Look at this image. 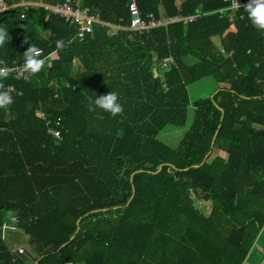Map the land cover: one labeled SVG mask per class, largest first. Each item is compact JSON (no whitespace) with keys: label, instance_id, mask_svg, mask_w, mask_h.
<instances>
[{"label":"trees","instance_id":"1","mask_svg":"<svg viewBox=\"0 0 264 264\" xmlns=\"http://www.w3.org/2000/svg\"><path fill=\"white\" fill-rule=\"evenodd\" d=\"M134 1L155 20L198 15L141 33L94 26L81 41L39 6L0 15L6 65H23L30 44L46 57L32 80L3 81L15 93L0 109V224L15 222L0 228V264H28L23 244L30 264H264V36L213 13L222 0ZM72 2L128 25L129 0ZM165 57L174 66L160 70ZM201 79L212 90L189 100ZM110 91L122 115L88 111Z\"/></svg>","mask_w":264,"mask_h":264},{"label":"built area","instance_id":"2","mask_svg":"<svg viewBox=\"0 0 264 264\" xmlns=\"http://www.w3.org/2000/svg\"><path fill=\"white\" fill-rule=\"evenodd\" d=\"M223 3H226V6L214 11L213 13H217L218 17L227 18L228 20H232L233 18H248V14L244 9V6L248 3V0H237V3L240 5L239 8H236L235 0H222ZM0 7H5L6 10L20 7L16 4L13 5H7L4 0H0ZM39 7H42L44 10L50 11L51 14L54 16L60 18L67 26H72L75 28V34L74 39L77 41H81L86 34H90L93 30L94 26L99 27H106L109 28L111 31V34H115L117 30H128L132 32H145L149 30L150 28H154L156 26H162L169 23L174 22H181L183 24H187L190 22H193L198 15V13H195V15H189V16H175L173 18H160L155 20L153 18L152 14H146L142 16L136 6V3L134 0H129L127 3V13H128V25L126 27H122L119 25H110L108 23L102 22L95 18L92 15H89L87 12H85L80 5H73L72 0H64L60 4L55 5H46V4H40ZM0 12V15L3 13ZM20 18H22V15H20ZM46 60L45 58H42ZM170 66H174V61L171 57H165L160 60L158 64V68L160 70H166ZM0 67H5L6 70L9 72V76L14 80H24L22 78V65H18L15 62H11L10 65H3ZM25 81V80H24ZM6 88L9 89V91L12 93H15L12 86H6ZM18 94V93H17ZM41 119L44 120V117L41 116ZM45 125H49V122L47 120H44ZM57 124V123H56ZM47 134L52 136L53 138H58V130L55 128L49 127L47 129ZM10 222V223H8ZM8 222L3 221L0 224V228L7 229L8 227H11V223L15 222V217L11 216L8 217ZM16 253L22 254L23 251L21 248L16 249Z\"/></svg>","mask_w":264,"mask_h":264},{"label":"clouds","instance_id":"3","mask_svg":"<svg viewBox=\"0 0 264 264\" xmlns=\"http://www.w3.org/2000/svg\"><path fill=\"white\" fill-rule=\"evenodd\" d=\"M236 8L240 5L235 0ZM6 8L0 7V12H3ZM245 11L248 14V20L255 30L264 36V0H248V3L244 6ZM11 37L4 24H0V48L5 47ZM66 43L63 39L56 41V50L62 51L66 47ZM43 49L30 44L23 52V65H22V78L26 81L32 80L39 73H41L46 67L45 59H42ZM6 65V60L0 59V66ZM9 76V72L5 67H0V109L8 110L14 103L11 92L6 88L3 83ZM88 111L92 112L96 109H100L108 113L112 117H117L123 114V105L119 102V96L116 92L110 91L107 94L96 96L95 100L88 105Z\"/></svg>","mask_w":264,"mask_h":264},{"label":"rangeland","instance_id":"4","mask_svg":"<svg viewBox=\"0 0 264 264\" xmlns=\"http://www.w3.org/2000/svg\"><path fill=\"white\" fill-rule=\"evenodd\" d=\"M177 2H180V0H177ZM160 18H163V17H160ZM159 18V19H160ZM214 43L217 44V41L214 40ZM197 84V85H196ZM192 88L191 91H190V99L189 100H193L195 99L196 97H202L205 93H206V89L208 90H212V85H208V82H207V79H201L200 81L196 82V83H193L192 85ZM191 109V107L189 108ZM191 115V110L188 112V116ZM190 119V117H189ZM175 130H178L177 128H165L162 132L164 133L165 136H169V134ZM192 205L194 206V208H196L200 213H202L203 215H207L208 211H209V202H203V201H200V200H197L195 199L193 196H192ZM14 231V230H13ZM2 234H5V232L3 231ZM21 233H11L9 234V236L11 237H18L20 236ZM5 236V235H4ZM12 241H16L15 238H12ZM23 239V237H22ZM261 244L259 246H257L256 248H261ZM15 248H21V250L23 251L24 255L26 256V262L28 264L32 263L35 255L32 251H30V249L26 246V245H21V246H17ZM14 247L11 249L13 250ZM261 252L263 251L264 252V248L260 249ZM248 264H252L250 262V258L248 260Z\"/></svg>","mask_w":264,"mask_h":264},{"label":"crops","instance_id":"5","mask_svg":"<svg viewBox=\"0 0 264 264\" xmlns=\"http://www.w3.org/2000/svg\"><path fill=\"white\" fill-rule=\"evenodd\" d=\"M41 3H18L16 4L17 6H23V5H28V6H40ZM233 26L230 27V30L232 29ZM208 82V81H207ZM192 85V84H191ZM189 85L186 90H187V95H188V98L190 99V91L192 88V86ZM197 85V84H196ZM209 85V83H208Z\"/></svg>","mask_w":264,"mask_h":264},{"label":"water","instance_id":"6","mask_svg":"<svg viewBox=\"0 0 264 264\" xmlns=\"http://www.w3.org/2000/svg\"><path fill=\"white\" fill-rule=\"evenodd\" d=\"M153 74H154V76H155V71L153 70Z\"/></svg>","mask_w":264,"mask_h":264}]
</instances>
